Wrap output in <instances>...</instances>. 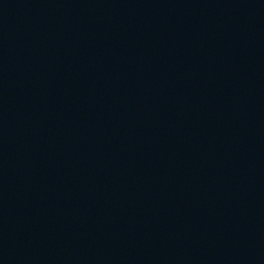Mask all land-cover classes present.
Masks as SVG:
<instances>
[{
    "label": "water",
    "instance_id": "obj_1",
    "mask_svg": "<svg viewBox=\"0 0 264 264\" xmlns=\"http://www.w3.org/2000/svg\"><path fill=\"white\" fill-rule=\"evenodd\" d=\"M0 264H264V0H0Z\"/></svg>",
    "mask_w": 264,
    "mask_h": 264
}]
</instances>
